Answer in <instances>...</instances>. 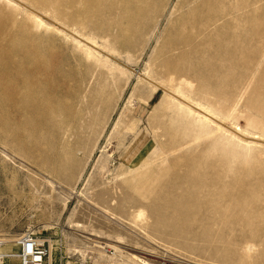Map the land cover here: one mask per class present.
Wrapping results in <instances>:
<instances>
[{
	"label": "rangeland",
	"instance_id": "1",
	"mask_svg": "<svg viewBox=\"0 0 264 264\" xmlns=\"http://www.w3.org/2000/svg\"><path fill=\"white\" fill-rule=\"evenodd\" d=\"M22 1L46 15V25L59 20L96 49L90 57L20 11L52 68L31 89L39 100L19 103L0 87V241L33 230L49 242V264H262L247 263L238 249L249 240L264 255V0H224L238 18L235 42L221 21L210 52L174 64L169 49L200 26L180 27L193 8L186 0ZM144 77L248 139L219 131ZM172 185L184 186L176 193L187 199H232L230 214L250 226L236 227L232 246L159 228L149 209L171 197Z\"/></svg>",
	"mask_w": 264,
	"mask_h": 264
},
{
	"label": "bare ground",
	"instance_id": "2",
	"mask_svg": "<svg viewBox=\"0 0 264 264\" xmlns=\"http://www.w3.org/2000/svg\"><path fill=\"white\" fill-rule=\"evenodd\" d=\"M75 2L77 3V0ZM220 2H221L222 9L221 10L218 9V11H215L213 7L216 4H219ZM43 3H45V0L43 1ZM99 3L101 4V2ZM190 4H193V8L192 9L190 8L191 10L186 15L180 16L177 21L178 23H183L180 26L181 28L185 27L184 22L187 23V22H190L191 20L195 22H199L200 26H197V29L191 32L192 34L189 36V38L183 39V40L181 39V41L178 42L175 48L169 49L168 58H169V62L172 64H174L178 60L190 58L191 55L202 53L204 52V49H206L204 53L210 52V49L208 48L207 45L211 44L214 40L217 39V38L214 39V37H212L210 34L212 33V31L218 28L217 26L219 25L218 24L219 22L222 21L225 23L224 27L228 30L230 34L234 32V30H236L238 27L237 25L238 18L235 17L234 11L229 10L227 8L224 0L223 1L222 0H186L184 2V5H190ZM53 6H57V5H53ZM98 7H101V6H98ZM20 11L25 12V14H30L31 16H33L36 22V26H35L36 29L38 27L52 28L57 33L69 38L78 47L84 48L85 51L87 52V55L90 57L94 56L93 55L95 54L94 49L96 48L95 46H93L91 42L85 40L81 35H79L78 32L70 31L65 26L59 24L58 23L60 22L59 20H57L58 22L51 20L54 23V25H57L55 27L54 26L51 27V25L50 26L46 25V23L41 18L43 14L37 11L31 5H28L27 3L23 2L22 0H0V87L1 88L3 87V90L5 89L4 87L9 88L11 91L12 99L16 101L20 99V101L22 100L23 102H25L23 99H30V100L37 99V96L33 94V91L31 89L33 87H38L39 85H41V81L44 79L42 77H44L47 74V71H49L52 67L48 64V62L44 60L43 54L41 53V51H39L40 49L39 50L36 49L39 38L37 36L31 35V32H29L30 26L25 20H20L19 18L21 16ZM86 11H88V9ZM79 13H82V12H79ZM77 15L78 14H76V16ZM43 16L47 18L46 15H43ZM64 20L65 19H63V21ZM92 20H94V17ZM94 22H96V20H94ZM83 25H84V22H83ZM224 32L226 33V31ZM220 33L223 34L222 31H220ZM195 35L199 36V41L193 44L191 43V40L195 37ZM229 36H230V40H229ZM229 36L227 37V39L230 42L231 41L235 42V40L237 39L236 33H232ZM186 41H189V43L187 44ZM216 41L218 42V40ZM174 52H177V56H178L177 58L174 57V54H175ZM212 52L213 51H211V53ZM238 60H240V58H238ZM187 69L189 73L190 68H187ZM171 76L173 77L172 74ZM144 78L150 81L149 83H152V85H155V87L159 89L162 88L167 94L179 100V104L181 107L186 108L190 112H194V113L197 112L196 114H198V116H200V118L203 119L205 122L216 125L219 131H225V130L230 131L232 138L238 139L240 141H242L243 139H248L246 133H244L240 129H234L230 127L227 124V122L225 123L215 113L209 111L208 109L203 108L201 105H199V103H194L187 96H184L183 94L176 93V92H169V90H167L161 85L156 84L149 78H146V77ZM173 81H175L174 77L170 80V83H172ZM186 85L191 88V85L189 83H186ZM39 91L41 92V90ZM4 95L7 97L5 93ZM1 98H3L4 100V97H1ZM258 142L264 143V140H258ZM172 187H173V190L170 192V196L173 197L171 199L172 201L170 200L171 197L163 196L161 199L158 198L162 203H164L161 207L152 206L149 209L152 217L157 220V223L156 222L155 223L156 225H158L159 228L169 230L170 233H172L173 235H181L184 237L190 236L193 238V240H199V239L200 241L211 240L210 243H215V244L222 243L225 246H232V245H236L237 243V240L235 238L231 239L230 237L231 235H233L234 232H237L235 230L236 227L237 226L239 227L240 226H245V227L250 226L248 221L242 216L241 217L238 216L235 218L230 214L232 199L231 200L225 199L224 198L225 196L223 195H221L220 197H216V200H214L213 198L212 200L211 196H205L204 198L187 199L183 197L182 195L179 196V194L176 193V189L178 188L182 189L184 186L178 185L174 187L172 185ZM213 187H215V185H213ZM151 196L153 195L151 194ZM218 199L222 200L223 202H221ZM143 216H144V212L142 210L139 211L138 217L140 218ZM225 234L226 235L230 234L229 238L228 237L223 238V235ZM219 237L221 239H218ZM15 241L17 240L16 239L15 240H5L2 242L10 243V242H15ZM220 252L225 253L223 250L222 251L220 250ZM238 252H240L242 259L245 260L247 263H252L255 260H257V261H260L262 264H264V255L262 257L257 256V246L251 244L249 240H246L242 243V245L238 249ZM144 264H147V263H144Z\"/></svg>",
	"mask_w": 264,
	"mask_h": 264
},
{
	"label": "built area",
	"instance_id": "3",
	"mask_svg": "<svg viewBox=\"0 0 264 264\" xmlns=\"http://www.w3.org/2000/svg\"><path fill=\"white\" fill-rule=\"evenodd\" d=\"M10 247V251H5ZM51 251L47 239L33 230L22 233L15 242L0 241V264L16 260L19 264H49ZM152 264H190L185 260H158Z\"/></svg>",
	"mask_w": 264,
	"mask_h": 264
},
{
	"label": "crops",
	"instance_id": "4",
	"mask_svg": "<svg viewBox=\"0 0 264 264\" xmlns=\"http://www.w3.org/2000/svg\"><path fill=\"white\" fill-rule=\"evenodd\" d=\"M14 262H15V264H19V262H18V261H16V260H14Z\"/></svg>",
	"mask_w": 264,
	"mask_h": 264
}]
</instances>
